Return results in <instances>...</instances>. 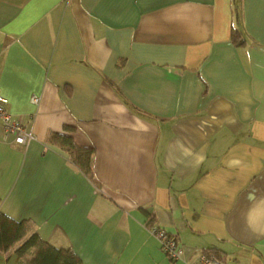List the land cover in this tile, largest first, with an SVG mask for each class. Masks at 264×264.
<instances>
[{
  "label": "crops",
  "instance_id": "obj_1",
  "mask_svg": "<svg viewBox=\"0 0 264 264\" xmlns=\"http://www.w3.org/2000/svg\"><path fill=\"white\" fill-rule=\"evenodd\" d=\"M0 91L33 134L0 120V212L28 223L0 264L45 244L80 264H264V0H0ZM52 132L94 149L98 183Z\"/></svg>",
  "mask_w": 264,
  "mask_h": 264
},
{
  "label": "trees",
  "instance_id": "obj_2",
  "mask_svg": "<svg viewBox=\"0 0 264 264\" xmlns=\"http://www.w3.org/2000/svg\"><path fill=\"white\" fill-rule=\"evenodd\" d=\"M237 38V35L232 33V41L238 42ZM66 128L68 131L71 130V128ZM48 141L66 152L76 167L88 174L95 183H98L92 171L94 155L92 147L79 146L74 142L70 134L52 132L48 135ZM150 222H153V220L148 218L146 224ZM27 228V222L16 221L0 212V252L6 251L20 241L25 235ZM203 252L206 255L214 253L216 256H221V253L215 249H204ZM22 264H80V259L69 248H57L45 244L38 248L30 259H25Z\"/></svg>",
  "mask_w": 264,
  "mask_h": 264
},
{
  "label": "built area",
  "instance_id": "obj_3",
  "mask_svg": "<svg viewBox=\"0 0 264 264\" xmlns=\"http://www.w3.org/2000/svg\"><path fill=\"white\" fill-rule=\"evenodd\" d=\"M31 102L35 105L39 103L38 95L31 96ZM8 98L0 91V120L3 129L7 135H11L14 143L27 145L33 138L31 129L22 124L19 118H13L7 109ZM148 224V225H147ZM146 226L151 234L157 237L161 250L172 261H184V248L177 238L159 226L156 222L147 223ZM189 264H224V258L216 256L214 253L206 255L202 252L196 259L190 261Z\"/></svg>",
  "mask_w": 264,
  "mask_h": 264
}]
</instances>
